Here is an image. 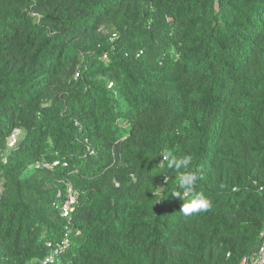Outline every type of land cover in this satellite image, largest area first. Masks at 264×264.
Segmentation results:
<instances>
[{"label":"trees","instance_id":"16d2710c","mask_svg":"<svg viewBox=\"0 0 264 264\" xmlns=\"http://www.w3.org/2000/svg\"><path fill=\"white\" fill-rule=\"evenodd\" d=\"M167 153L193 157L206 212H179ZM66 233L53 264L256 253L264 0H0V264H43Z\"/></svg>","mask_w":264,"mask_h":264},{"label":"clouds","instance_id":"9594fccd","mask_svg":"<svg viewBox=\"0 0 264 264\" xmlns=\"http://www.w3.org/2000/svg\"><path fill=\"white\" fill-rule=\"evenodd\" d=\"M167 161V167L175 169L179 175L178 188L179 191L170 192L174 198L183 200L182 207L179 212L184 216H193L206 212L211 207V200L203 193H197L199 176L196 171L190 170L192 167L193 157L189 154L182 156L172 155L167 153L163 156ZM191 196V199L185 197Z\"/></svg>","mask_w":264,"mask_h":264},{"label":"built area","instance_id":"2783aa9c","mask_svg":"<svg viewBox=\"0 0 264 264\" xmlns=\"http://www.w3.org/2000/svg\"><path fill=\"white\" fill-rule=\"evenodd\" d=\"M106 58V56H105ZM77 196L73 188L68 189V196L62 205V215L69 217L76 203ZM69 233H66L62 240L51 242L48 244L51 252L43 260V264H53L57 260L58 254L70 245ZM241 264H264V236L261 244L258 247L256 253L248 258H244Z\"/></svg>","mask_w":264,"mask_h":264}]
</instances>
